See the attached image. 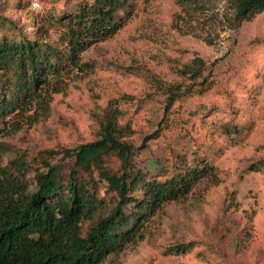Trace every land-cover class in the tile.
<instances>
[{"label":"rangeland","instance_id":"1","mask_svg":"<svg viewBox=\"0 0 264 264\" xmlns=\"http://www.w3.org/2000/svg\"><path fill=\"white\" fill-rule=\"evenodd\" d=\"M82 1L0 0V14L32 35V13L61 14ZM206 2L200 15L195 8L186 13L178 0L136 1L127 26L83 54L90 69L63 74L42 102L0 121L2 168L20 156L57 162L62 182L74 166L65 151L98 140L114 112L134 146L132 165L150 178L165 179L202 160L218 168L189 195L164 204L141 241L101 264H264V172L249 170L264 161V14L233 29L227 3ZM11 34L0 25V39ZM196 57L211 70L205 72L210 89L196 87L166 111L165 86L191 85L179 70ZM107 166L121 171L114 155ZM93 178L112 210L113 193L96 172ZM189 243L185 254L170 251Z\"/></svg>","mask_w":264,"mask_h":264},{"label":"trees","instance_id":"2","mask_svg":"<svg viewBox=\"0 0 264 264\" xmlns=\"http://www.w3.org/2000/svg\"><path fill=\"white\" fill-rule=\"evenodd\" d=\"M136 1L84 0L61 14L54 9L36 16L32 13L36 28L32 35L19 28L17 20H6L0 14V25L13 31L0 39V121L5 123L12 113L42 102L58 89L60 82L56 81L63 74L90 69L83 63V54L117 36L133 19ZM178 1L188 14L190 8L200 15L207 10L206 0ZM223 1L232 13L229 26L233 29L264 14V0ZM21 5L27 7L24 1ZM208 70L200 57L185 64L179 73L191 85L165 86L166 111L196 87L200 93L208 91ZM114 113L113 120L109 117L103 122L98 140L65 151V159H74L66 182H62L57 162L39 163L20 156L8 169L0 164V264H101L141 241L146 226L164 204L186 197L202 180L216 174L218 168L202 160L184 164L165 179L150 178L132 165L134 146ZM233 129L240 134L241 128ZM113 155L120 162L119 172L107 166ZM249 170L264 172V161ZM32 171L34 180L30 181L27 174ZM80 172L91 178H80ZM95 172L115 197L112 210H107L108 202L99 194ZM88 222L92 224L86 230ZM190 248L192 243L179 244L170 251L179 255Z\"/></svg>","mask_w":264,"mask_h":264}]
</instances>
